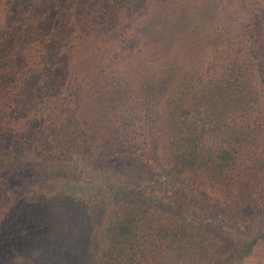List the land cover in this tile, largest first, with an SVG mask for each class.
Masks as SVG:
<instances>
[{
  "label": "trees",
  "instance_id": "16d2710c",
  "mask_svg": "<svg viewBox=\"0 0 264 264\" xmlns=\"http://www.w3.org/2000/svg\"><path fill=\"white\" fill-rule=\"evenodd\" d=\"M259 9L0 0V264H240L264 243L198 211L231 181L235 207L264 204Z\"/></svg>",
  "mask_w": 264,
  "mask_h": 264
},
{
  "label": "rangeland",
  "instance_id": "374dc122",
  "mask_svg": "<svg viewBox=\"0 0 264 264\" xmlns=\"http://www.w3.org/2000/svg\"><path fill=\"white\" fill-rule=\"evenodd\" d=\"M250 23L252 24V29L254 30L253 31L254 39H251L252 44L254 46V53L258 55V58L264 67V10L263 9L255 10V12H253L251 15ZM245 145L243 144L240 146L236 144L237 147L240 146L239 148L243 147L242 148L243 156L245 155L249 157L248 149L250 147L255 148L256 145L247 144V147ZM263 146L264 143H262V145L258 147V152H256L257 156L255 157L253 162L260 160L258 161V163L260 162H262V164L264 163V149L261 148ZM259 149L262 150L260 154H259ZM257 168L258 170L260 169L259 167ZM240 174H247V179L248 176L250 175L248 171L242 172ZM241 178L245 179L246 177L242 176ZM240 182L234 183L233 181H231V185L227 186L226 191L223 190L224 192L222 193H220L217 190L214 191L212 190L213 195L211 194L212 197L210 199L212 203L211 205L212 210L211 209L203 210L200 207H198V211L202 212L201 214H203V212L212 211V216L206 215L205 217V215H203L204 217H202V220L213 223L214 220H212V218L210 217H217V219L234 223L230 230H235V228H239L242 232H246V231L254 232L255 229L264 228V218L256 217L257 214L261 213L264 210V204L261 201V199H259V202L257 204L251 203L247 206L245 205L242 207H235L234 200L237 198V196H239V191L237 190V188L238 185H240ZM259 190H260L259 187H257L254 190L255 191L254 193H257ZM250 193L252 195V192H249V194ZM254 196H256V194ZM188 198L192 199L193 202L191 204L193 206L195 204L196 206L199 202H202L203 196H201L200 194L197 195L193 193ZM217 200H219V203L221 204L217 203ZM225 201L227 203H225ZM239 217H242V219L239 220L238 219ZM204 221H202V223ZM242 235L244 239L247 236L246 234H242ZM171 260H177V259L173 258ZM240 264H264V243H260L259 245H257V247L253 250V252L250 255H248Z\"/></svg>",
  "mask_w": 264,
  "mask_h": 264
}]
</instances>
